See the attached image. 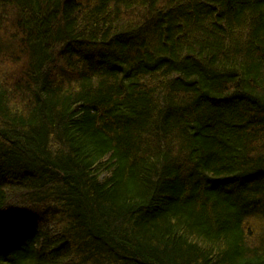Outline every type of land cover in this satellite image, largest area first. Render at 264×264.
Returning a JSON list of instances; mask_svg holds the SVG:
<instances>
[{"label": "trees", "instance_id": "16d2710c", "mask_svg": "<svg viewBox=\"0 0 264 264\" xmlns=\"http://www.w3.org/2000/svg\"><path fill=\"white\" fill-rule=\"evenodd\" d=\"M0 264H264V0H0Z\"/></svg>", "mask_w": 264, "mask_h": 264}]
</instances>
